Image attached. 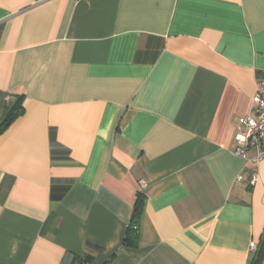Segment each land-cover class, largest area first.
<instances>
[{
  "label": "crops",
  "instance_id": "crops-1",
  "mask_svg": "<svg viewBox=\"0 0 264 264\" xmlns=\"http://www.w3.org/2000/svg\"><path fill=\"white\" fill-rule=\"evenodd\" d=\"M263 78L264 0H0V264H252Z\"/></svg>",
  "mask_w": 264,
  "mask_h": 264
},
{
  "label": "built area",
  "instance_id": "built-area-1",
  "mask_svg": "<svg viewBox=\"0 0 264 264\" xmlns=\"http://www.w3.org/2000/svg\"><path fill=\"white\" fill-rule=\"evenodd\" d=\"M237 123L234 155L257 164L264 159V78L257 83L250 114L239 118ZM249 150L254 151L252 156L248 155ZM257 248L256 243L249 244L252 252H256Z\"/></svg>",
  "mask_w": 264,
  "mask_h": 264
},
{
  "label": "trees",
  "instance_id": "trees-1",
  "mask_svg": "<svg viewBox=\"0 0 264 264\" xmlns=\"http://www.w3.org/2000/svg\"><path fill=\"white\" fill-rule=\"evenodd\" d=\"M23 102V95H17L14 97V100L10 104L6 105L2 112L0 120V135H2L13 122L24 115L25 110L23 107ZM143 206L144 198L142 195H138L133 206L130 223L126 229V233L123 239V245L128 248H135L138 245L139 221L142 216ZM263 257L264 243L260 250L255 253L252 264H260Z\"/></svg>",
  "mask_w": 264,
  "mask_h": 264
}]
</instances>
